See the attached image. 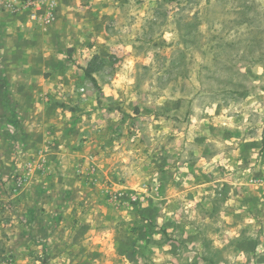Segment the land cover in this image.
<instances>
[{"label": "rangeland", "instance_id": "obj_1", "mask_svg": "<svg viewBox=\"0 0 264 264\" xmlns=\"http://www.w3.org/2000/svg\"><path fill=\"white\" fill-rule=\"evenodd\" d=\"M82 6L108 43L78 92L93 157L59 216L33 118L0 111V264H264V0Z\"/></svg>", "mask_w": 264, "mask_h": 264}, {"label": "crops", "instance_id": "obj_2", "mask_svg": "<svg viewBox=\"0 0 264 264\" xmlns=\"http://www.w3.org/2000/svg\"><path fill=\"white\" fill-rule=\"evenodd\" d=\"M37 1L35 8L1 13L0 111L4 115L11 102L33 118L26 123L36 131L34 160L52 179L61 216L76 192L71 179L85 172L93 157V148L77 142L78 132L88 128L86 98L78 92L86 63L106 51L107 34L98 12L82 6L86 0Z\"/></svg>", "mask_w": 264, "mask_h": 264}]
</instances>
